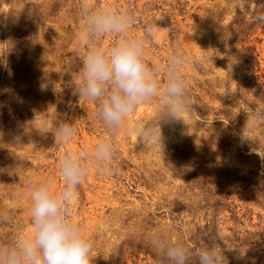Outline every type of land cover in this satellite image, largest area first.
Returning a JSON list of instances; mask_svg holds the SVG:
<instances>
[{"label":"rangeland","instance_id":"obj_1","mask_svg":"<svg viewBox=\"0 0 264 264\" xmlns=\"http://www.w3.org/2000/svg\"><path fill=\"white\" fill-rule=\"evenodd\" d=\"M83 0H0V243L29 234L25 183L63 187L59 161L106 136L96 105L72 94L66 73L87 50L79 15ZM128 9L133 35L156 24L145 49L159 68L161 88L173 49H183L182 73L192 111L163 129L162 146L138 145L122 129L111 174L88 161L89 174L69 206L93 241L92 264H161L154 233L190 249L213 245L228 264H264V0H92ZM116 37L106 36L108 48ZM51 84L41 90L44 75ZM159 103L140 105L128 121L154 120ZM68 119L73 139L55 144L43 134ZM246 119L249 137L239 133ZM19 137L20 142H16Z\"/></svg>","mask_w":264,"mask_h":264},{"label":"clouds","instance_id":"obj_2","mask_svg":"<svg viewBox=\"0 0 264 264\" xmlns=\"http://www.w3.org/2000/svg\"><path fill=\"white\" fill-rule=\"evenodd\" d=\"M87 50L73 62L66 72L72 94L96 105V117L101 121L106 136L91 148L64 153L59 161L58 176L63 181L54 190L52 181L25 183L30 200V224L33 231H17L5 243H0V264H92L93 241L84 235L82 226L72 220L69 206L78 199L79 188L86 182L92 161L100 173L111 174L109 165L118 154L115 137L122 129L134 135L138 145L153 143L162 146L163 129L184 122L183 115L192 111L193 103L186 92L187 80L182 73L185 53L177 46L166 67V84L161 88L159 68L146 61L145 49L154 36L156 24H146L143 35H133L136 17L128 9L100 6L83 0L79 9ZM255 20L264 23V15ZM116 37L108 48L101 43L106 36ZM44 75L41 90L51 84ZM158 100L154 120L128 124L140 105ZM264 117L258 113L253 119ZM246 123L239 133L242 143L250 139ZM77 128L66 118L50 125L43 134H51L55 144L70 142ZM16 142L21 143L19 137ZM12 222V217L0 213V223ZM150 244L160 257L161 264H228L223 250L213 245L190 249L182 242H173L154 233Z\"/></svg>","mask_w":264,"mask_h":264}]
</instances>
